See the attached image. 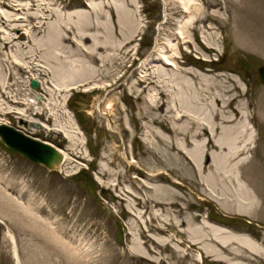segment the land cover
Returning a JSON list of instances; mask_svg holds the SVG:
<instances>
[{"label": "rangeland", "instance_id": "rangeland-1", "mask_svg": "<svg viewBox=\"0 0 264 264\" xmlns=\"http://www.w3.org/2000/svg\"><path fill=\"white\" fill-rule=\"evenodd\" d=\"M104 1L0 0L5 16L0 15V123L53 143L67 157L60 171H48L0 141V264H231L249 259L264 264V83L258 72L264 64V0H117L131 7L140 24L132 36L127 34L132 40L123 60L93 63L100 75L86 76H96L94 83L51 93L47 79L60 81L62 72H73L78 58H84L77 45L63 54L45 45L55 25H75L81 18L77 11L83 10L101 26L100 35L108 27L117 31L116 41L126 39L114 0L106 6V18L99 16ZM44 5L51 12L45 11L42 20L37 16ZM203 12L212 15L193 25L201 36L190 30L191 41L181 45L177 60L197 73L212 70L218 75L212 82L232 84L239 107L248 105L256 114L248 123L250 150L239 157L236 169L254 201L228 173L213 182L207 171L195 173L191 159L169 147L172 137L159 133L171 134L152 124L154 111L143 102L148 92L139 96L127 87L146 58L159 56L162 45L178 43L182 22L189 16L201 19ZM34 24L41 27L32 29ZM207 25L216 27L212 36ZM21 33L22 40L5 46L4 38ZM84 40L92 43L90 37ZM36 50L51 71L48 77L29 67H13L11 75L5 70L7 61L29 63ZM199 74L193 84L202 105L219 107L221 100L209 104ZM35 77L38 89L31 86ZM164 121L172 126L170 113ZM210 161L211 153H204L201 163ZM82 169H89L94 184ZM211 225L245 237L258 250L240 247L220 257L207 252L198 230L209 233Z\"/></svg>", "mask_w": 264, "mask_h": 264}, {"label": "bare ground", "instance_id": "bare-ground-1", "mask_svg": "<svg viewBox=\"0 0 264 264\" xmlns=\"http://www.w3.org/2000/svg\"><path fill=\"white\" fill-rule=\"evenodd\" d=\"M132 1L136 4L139 3L138 0ZM187 1L190 3L192 0ZM111 3L112 0H105L101 4L98 9L101 10L100 17L106 16V6ZM114 3L115 10L118 13L119 23L126 31V33L123 31V37L126 39L122 42H118L114 39L115 36H118L117 31H111L108 27H106L107 31L104 32V35H100L98 31H101V26H96L94 22L91 21L89 14L83 10L77 11V16L81 18L74 20L75 25L71 22H66L53 27L52 37L46 40L47 44L45 45H49L52 50L54 49V54H57L56 50L62 54L71 53L73 51L72 49L77 45L78 52L81 51L84 58H78V64H76V68L73 72H62L63 74L61 73L62 76L60 81L54 82L53 80L51 81V79H47L45 83L49 85L48 89L51 93H61L65 89V91H67L94 83L93 81L96 80L95 77L100 75V67L93 63L96 64L101 61L103 62L101 66H105L106 61H108L107 64H109L110 62L123 60L127 53L125 48L132 40V37H129L127 34H131L132 36L133 33L139 29L140 24L136 17H134L135 15L129 5L120 1L117 2V0H114ZM34 5L31 4L28 9H32ZM90 5L91 7L95 6L93 2H91ZM45 11H50L46 5L42 7L40 15H38L37 18H41L42 20L46 19L44 15ZM189 11L190 7L187 12ZM0 15L2 18H5L1 13ZM211 15L212 14L203 12V17L201 19L196 20V16H189L187 20L182 22V24H180V35L177 37L178 43L175 45L170 42L168 45H162L159 48V56L146 58L141 64V73L138 77L136 75L135 79L131 84L129 83L127 87H129L130 90L135 88L139 96L142 95L144 91L148 92L147 96L143 97V102L146 104L147 108L154 111L155 115H153L151 119L152 124L159 125L160 128L171 134V136H169L161 132L159 133L163 137H172L171 141L168 143L169 147L176 153H181L184 157L191 159L190 161L193 162L192 169L195 173L202 174L207 171L208 177L212 182L219 176L224 178L223 175L228 173V176L236 180L238 186L243 189L248 199L250 200L252 198L251 201H254L253 195L247 189L242 177L236 169L240 168V163L242 161L239 157L242 158V155L250 150L249 146L252 144V138L250 136H252V134L248 123L256 120V114L249 111L248 105H245L244 109L239 107V103L237 102L240 95L235 94V87L233 88L232 84L223 85L220 82H212L218 75L212 73V70L203 69L198 71V73H200L199 75L204 80L205 87L209 91V104H214L217 100L222 101L219 107L211 105L210 109L206 108V105H202L203 98L198 95L199 92L193 84V80L197 78L196 75L198 73L193 70L194 68L185 67L177 60L179 57L178 50L181 48V45L191 41L189 38L191 37L189 35L190 30H193L195 33L199 32L198 28L193 25L198 21L205 22ZM9 20L10 22L12 21L11 18H9ZM107 24L106 22L105 25ZM39 27L41 26L34 24L31 28L36 29ZM204 27L210 32L211 36L213 32L216 33V27L212 25ZM74 28L78 30V34L72 37V30ZM200 36L199 32L198 37ZM22 37V33L15 36H7L4 38L3 42L5 46H7V44L14 43L20 39L22 40ZM85 37L92 38V43L87 45L84 40L86 39ZM204 42L208 44V42ZM210 46L212 45L209 44L207 47L212 48ZM101 49H104V51ZM173 50H175L177 54L173 53ZM206 50H208V48H206ZM23 63L24 64L17 60L14 62L7 61V67L6 65L4 66V64L3 66L6 68L5 70L10 72V75L13 72V67L18 70L29 67L30 70H36L40 75H46L47 77L51 75L49 67L46 66V63L41 59L39 50H36L32 55L31 61L29 62L30 64L27 62ZM121 63L123 64V61ZM93 71L97 72L96 76L94 79L89 80V78L94 75ZM90 72L93 75L87 77L86 74ZM117 79L115 83L121 81V79ZM229 80L233 81L231 78ZM6 83L8 82H4V87ZM97 87L98 86H93L92 89L96 90ZM123 87L124 89L127 88L125 85ZM189 90H192L191 94ZM200 93L202 92L200 91ZM6 95L9 99L10 94L6 92ZM12 100H14V104L18 103L15 99ZM107 105L111 106V103L108 101ZM9 112L15 113L12 109ZM163 113L165 116L170 113V117L173 120L172 126L165 123ZM158 140L162 141V138L158 137ZM191 153H195L196 155L193 157L188 156L191 155ZM204 153H211V161L209 164L201 163ZM238 205H243V203L239 202ZM242 209V207L238 206V210ZM210 228L212 229L209 233H206L202 229L198 230L200 238H203L201 242L205 241L203 247L207 248V252H212L220 257V254L225 255L224 253L234 255L236 252L235 250L240 247H248L253 251L258 250L251 241L241 235L229 233L224 228L214 227L213 225H211ZM233 245L237 246L235 247ZM224 258L225 259H222L230 261V258ZM231 264H254V261L249 259L246 263L238 262Z\"/></svg>", "mask_w": 264, "mask_h": 264}, {"label": "water", "instance_id": "water-1", "mask_svg": "<svg viewBox=\"0 0 264 264\" xmlns=\"http://www.w3.org/2000/svg\"><path fill=\"white\" fill-rule=\"evenodd\" d=\"M258 72L261 82L264 83V64L258 68ZM31 86L37 89L39 82L33 79ZM0 141L10 150L23 155L34 163L44 166L48 171H60L61 166L65 162V154L55 145L27 135L5 123L0 124Z\"/></svg>", "mask_w": 264, "mask_h": 264}, {"label": "trees", "instance_id": "trees-1", "mask_svg": "<svg viewBox=\"0 0 264 264\" xmlns=\"http://www.w3.org/2000/svg\"><path fill=\"white\" fill-rule=\"evenodd\" d=\"M89 166H91V163L89 164ZM88 170L89 169H82L80 172L83 173V174H85V173L88 174L89 178H90V181H91V184H94V179H93L92 175L90 174V172ZM80 172L76 176L81 175Z\"/></svg>", "mask_w": 264, "mask_h": 264}]
</instances>
